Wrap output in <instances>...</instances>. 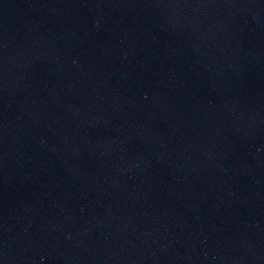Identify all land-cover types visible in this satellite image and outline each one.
Returning <instances> with one entry per match:
<instances>
[{"label":"water","instance_id":"1","mask_svg":"<svg viewBox=\"0 0 264 264\" xmlns=\"http://www.w3.org/2000/svg\"><path fill=\"white\" fill-rule=\"evenodd\" d=\"M0 264H264V0H0Z\"/></svg>","mask_w":264,"mask_h":264}]
</instances>
